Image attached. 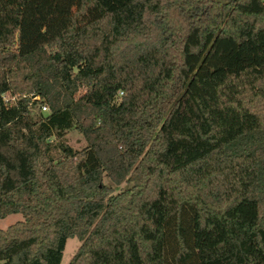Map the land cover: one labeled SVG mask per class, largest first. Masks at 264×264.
I'll return each instance as SVG.
<instances>
[{"label": "trees", "instance_id": "obj_1", "mask_svg": "<svg viewBox=\"0 0 264 264\" xmlns=\"http://www.w3.org/2000/svg\"><path fill=\"white\" fill-rule=\"evenodd\" d=\"M9 212L0 264H264V0H0Z\"/></svg>", "mask_w": 264, "mask_h": 264}, {"label": "rangeland", "instance_id": "obj_2", "mask_svg": "<svg viewBox=\"0 0 264 264\" xmlns=\"http://www.w3.org/2000/svg\"><path fill=\"white\" fill-rule=\"evenodd\" d=\"M37 110L36 106H33L30 111L34 113ZM65 141L73 148H79L84 144V139L82 135L75 129H69L65 134ZM104 181H107L104 179ZM108 182V181H107ZM123 186V184H119L118 186H114V190H117L119 187ZM22 214L18 212H9L4 216L0 217V228H5L11 222L21 219ZM79 240L75 236H70L65 239L64 246L61 253V258L59 264H65L73 253L74 249L78 245Z\"/></svg>", "mask_w": 264, "mask_h": 264}, {"label": "built area", "instance_id": "obj_3", "mask_svg": "<svg viewBox=\"0 0 264 264\" xmlns=\"http://www.w3.org/2000/svg\"><path fill=\"white\" fill-rule=\"evenodd\" d=\"M2 97H3V95H2ZM34 97H36V96H34ZM4 98H5V97H4ZM40 109H41V110H47V109H48V106H46V105L43 103V104L40 105Z\"/></svg>", "mask_w": 264, "mask_h": 264}]
</instances>
